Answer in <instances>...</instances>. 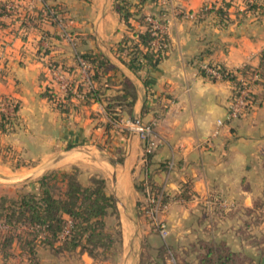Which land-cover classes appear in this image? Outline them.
Wrapping results in <instances>:
<instances>
[{
  "label": "crops",
  "instance_id": "1",
  "mask_svg": "<svg viewBox=\"0 0 264 264\" xmlns=\"http://www.w3.org/2000/svg\"><path fill=\"white\" fill-rule=\"evenodd\" d=\"M223 1L227 0L145 4L144 13L165 10L168 44L156 66L137 65L135 71L113 54L123 26L112 0H48L58 8L54 23L39 22L26 34L18 21L0 17L7 23L0 29V99L18 102L12 130L0 132V174L12 175L13 180L41 175L80 159L78 146L93 145V175L105 180L107 193L116 201L121 228L117 264H140L143 244L150 254L162 247L160 264H198L200 241L224 242L257 264L264 255L257 258L264 245V101L242 117L223 121L230 82L208 80L198 72L209 62L235 75L242 65H258L264 49V0H255L257 7L251 9L232 6L231 0L224 13L214 12ZM40 7V1L21 0L6 9L15 13ZM80 52L105 55L118 70L116 83L126 77L133 85L134 100L128 112L122 108L119 121L107 117L103 103H84L76 91L77 85L84 89L89 84L87 73L75 63V53ZM49 62L57 63L61 79L67 81L70 97L61 98L66 113L40 95L41 74L54 89L58 87L46 67ZM117 88L120 85L114 84L105 93L113 94ZM253 91L260 94L261 86L256 84ZM150 123L159 144L146 161L143 143L132 128ZM68 144L73 146L67 148ZM7 145L27 164L12 168L18 155H1ZM164 161L165 167L160 166ZM146 172L169 194L164 237L137 212L143 195L134 183ZM183 184L191 190L189 199L173 198ZM15 186L0 183V197L16 196ZM36 255L40 264L103 263L86 253L52 255L43 247Z\"/></svg>",
  "mask_w": 264,
  "mask_h": 264
},
{
  "label": "trees",
  "instance_id": "2",
  "mask_svg": "<svg viewBox=\"0 0 264 264\" xmlns=\"http://www.w3.org/2000/svg\"><path fill=\"white\" fill-rule=\"evenodd\" d=\"M20 1L0 0V17L5 16L11 21H18V27L23 34H26L30 28H36L39 22L54 23L58 12L56 4L49 5L48 0H40L39 9L24 8L15 13L8 12L6 8L9 3L17 4ZM155 1L137 0L132 4L127 0H112L113 8L119 15V23L123 26L113 54L131 69L137 65L143 69L154 67L165 57L168 44L166 34L161 35V43L164 46L154 45L153 32L156 31L144 20L146 14L143 10L144 5ZM230 2L231 0L223 1L214 12L224 13L223 10L228 8ZM244 5L248 9L257 7L255 0L251 2L244 0ZM154 14L156 15L152 16L160 17V23H164V19H161L165 14L164 9L159 8ZM6 26L7 23L0 20V29ZM46 51L47 49L43 48L42 52L46 53ZM79 62H83L86 66L89 83L84 89L80 84L76 87L78 94L83 96L84 103H103L107 117L112 121H119L122 108L128 112L135 97L131 82L126 77H122L116 83L114 78L118 70L101 53H75L76 65H79ZM56 65L57 63L49 62L46 67ZM207 66L216 70L221 79L230 82L231 90L228 97L230 99L238 94L248 74L255 72L257 79L254 83L261 86V93L257 95L253 91L249 96L254 107L259 101H264V49L260 52L258 65L255 67L242 65L236 69L238 76L218 63L209 62ZM198 72L208 80H215L202 68L198 67ZM39 79L43 81L40 95L59 112L66 113L68 108L61 98L68 100L71 93L67 90L60 97L51 85L50 79L42 74ZM114 84L120 85V88H117L113 94H106L105 90ZM5 99L12 105L13 114L7 116L0 113L2 133L12 130V121L18 109L16 100ZM71 146L73 145L68 144L67 148ZM153 153L154 151L146 154L145 160L147 161ZM165 165L166 161L160 164L163 167ZM75 171L74 167L70 170H49L35 180L38 189L36 193H23L17 200H10L9 207L2 204L5 196L0 197V222L6 225V229L0 231V254L3 264H13L16 256L20 257L22 264H40L36 255L38 247H43L56 256L77 252L86 253L96 262L106 260L112 249L113 238L105 231V220L108 217L117 220L115 198L107 193L105 180L102 177L92 175L84 185L77 179ZM144 178L150 190L154 194L161 193V201L169 203L166 188L161 190L162 185L155 184L148 172L140 180L135 181V189L144 194ZM190 195V188L183 184L173 198L186 200ZM136 206L138 212L142 213V201L137 202ZM199 248L201 252L196 256L198 264H257L247 254L232 251L224 242L200 241Z\"/></svg>",
  "mask_w": 264,
  "mask_h": 264
},
{
  "label": "built area",
  "instance_id": "3",
  "mask_svg": "<svg viewBox=\"0 0 264 264\" xmlns=\"http://www.w3.org/2000/svg\"><path fill=\"white\" fill-rule=\"evenodd\" d=\"M40 1V0H37ZM251 1V0H250ZM160 17L150 16L145 14L144 20L150 23L151 28L156 32L155 39L153 40V44L156 46H164L161 43V35L165 34L166 28V20L164 19V23H160ZM78 67L86 72V66L83 62H79ZM49 71H51L52 78L58 81L57 93H64L68 90L67 81L61 79L62 69L60 67H47ZM200 68L204 69L206 73L213 76L215 79H219V73L214 70L213 68L207 66V64H202ZM235 74V72H234ZM257 79V74L255 72H251L246 77L245 81L242 82L241 88L238 91V94L233 98H228L227 106H226V113L225 118L223 121H229L232 119H236L239 117L244 116L248 112H250L254 106L251 102V97L249 96L253 92V88L255 86L254 81ZM5 106H2L0 102V112L4 115H12V105L10 103H4ZM220 119L216 120L217 125H221L223 123ZM153 123H150L146 126H134L132 131L139 137V139L143 143V159L145 160L146 154H150L153 152L159 144L158 139L152 132L151 126ZM144 185V194H143V212L142 215L144 216L147 223L156 230L161 237L166 235V227L163 220V215L167 210L168 203H163L161 201V193L154 194L147 183V180L143 179ZM164 188V185L161 187V190ZM6 229V225L0 222V231Z\"/></svg>",
  "mask_w": 264,
  "mask_h": 264
},
{
  "label": "rangeland",
  "instance_id": "4",
  "mask_svg": "<svg viewBox=\"0 0 264 264\" xmlns=\"http://www.w3.org/2000/svg\"><path fill=\"white\" fill-rule=\"evenodd\" d=\"M247 1L251 2L253 0L251 1L247 0ZM233 2L234 3L231 4L232 6H235V4L241 5V6L244 5L243 0H233ZM154 13L155 11L151 10L149 13H146V14L150 16L156 15ZM161 17L165 19V16H161ZM166 23H167V20H166ZM0 102L2 103V106H5L4 103H7L5 98L4 99L1 98ZM7 116H10V115H7ZM78 149L83 153V156L80 159H76L72 162H68L62 165L61 167H59V169L70 170L71 167H74L76 169L75 173H76L77 179L79 180L80 183L86 185L88 183L89 177L93 175V145L87 142L86 144L78 146ZM1 155H12V157H15V155H18L16 156L17 158H15V160L11 164L12 168H17L21 165L27 164L25 162V158L21 156L19 152H17L16 149L11 148L9 145L3 148V154ZM41 175H28L27 177H21L20 179L13 180L11 179L13 177L12 175H4V174L1 175L0 174L1 176L0 183L9 184V185H17L15 186V191L17 190L15 192L16 196L15 195L11 197L5 196L4 202L2 204L9 207L8 202L10 200L11 201L17 200V198L23 193H36L38 189L35 184V180L38 179ZM105 231L111 234L113 238V244L111 246L112 248L111 252L106 258L107 261L102 260L101 262H103L102 264H106V262H108V264H117V260H118L117 256L119 255V252L121 251V228H120L119 222L112 217L106 218ZM259 243H260V240H259ZM147 246H148L147 244L145 245L143 244L144 248H143V251H141L139 263L140 264H146L147 262H154V264H160V262L164 263V259L162 256V250H160L161 247L159 246L155 251H153L152 254H150V252H148V250L146 249ZM262 253H264V245L260 246L257 251L258 259H259L260 254ZM256 262H258V260H256L255 263ZM13 264H22V260L20 259V257L16 256V258L13 260Z\"/></svg>",
  "mask_w": 264,
  "mask_h": 264
},
{
  "label": "water",
  "instance_id": "5",
  "mask_svg": "<svg viewBox=\"0 0 264 264\" xmlns=\"http://www.w3.org/2000/svg\"><path fill=\"white\" fill-rule=\"evenodd\" d=\"M135 124L138 125L137 123H135ZM259 264H264V255L260 258Z\"/></svg>",
  "mask_w": 264,
  "mask_h": 264
}]
</instances>
